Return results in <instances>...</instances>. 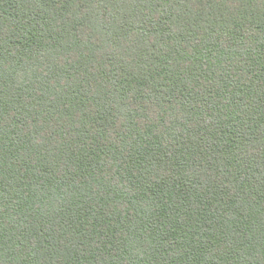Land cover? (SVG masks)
Returning a JSON list of instances; mask_svg holds the SVG:
<instances>
[{
	"label": "trees",
	"instance_id": "trees-1",
	"mask_svg": "<svg viewBox=\"0 0 264 264\" xmlns=\"http://www.w3.org/2000/svg\"><path fill=\"white\" fill-rule=\"evenodd\" d=\"M0 264H264V0H0Z\"/></svg>",
	"mask_w": 264,
	"mask_h": 264
}]
</instances>
